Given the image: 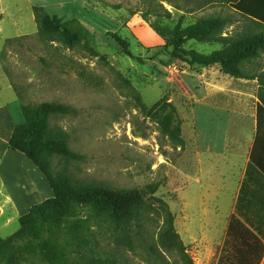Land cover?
Here are the masks:
<instances>
[{"label": "rangeland", "instance_id": "374dc122", "mask_svg": "<svg viewBox=\"0 0 264 264\" xmlns=\"http://www.w3.org/2000/svg\"><path fill=\"white\" fill-rule=\"evenodd\" d=\"M109 1L122 3L138 13L131 16L125 8L105 10L91 0H1L0 104L11 102L19 123L24 120L21 104L56 102L72 108L74 113L54 117L51 124L64 130L70 148L86 159L66 164L56 158L55 170L67 168L80 181L144 190L148 201L154 205H157L156 198L164 200L175 216L176 229L194 263L218 264L223 236L212 226L223 225V218L190 217L183 202L185 180L189 179L186 176L191 165L198 162L200 143L195 117L200 118V101L204 95L198 79L203 69L190 68L161 54L159 47L165 45V40L150 23L172 28L181 20L187 26L204 15L229 14L235 17V22L227 28V34L243 30L246 23L232 9L218 2L190 13L184 0H170L163 5L172 12V19L150 17L145 21L142 14L147 6L142 0ZM176 4L181 9H177ZM35 5L64 21H79L95 35L98 51L104 59L90 57L79 48L66 49L57 43L44 46L37 36L32 10ZM111 34L126 40L128 48L121 47ZM8 40L12 42L7 43ZM186 47L205 54L221 49L215 43L190 42ZM130 87L141 95L148 108L165 95L169 96L182 123L184 148L176 146L162 134L157 123L141 113ZM198 103V112H193ZM213 114L216 124L222 120L221 110ZM238 121L233 116L232 126ZM212 128L213 132L218 131L214 125ZM7 214L11 219L9 224L5 222L7 216L0 219L2 238L20 229L19 218L12 212L7 211ZM161 223H147L146 227L156 234ZM141 253L140 248L129 253L134 264H157L142 258ZM168 260L177 264L178 257L168 255ZM30 264L46 263L35 258Z\"/></svg>", "mask_w": 264, "mask_h": 264}, {"label": "trees", "instance_id": "16d2710c", "mask_svg": "<svg viewBox=\"0 0 264 264\" xmlns=\"http://www.w3.org/2000/svg\"><path fill=\"white\" fill-rule=\"evenodd\" d=\"M91 1L105 10L125 8L131 16L138 13L122 3ZM184 1L190 13L218 2L232 9L246 26L243 30L227 34L226 30L235 22V17L220 13L201 16L187 26L182 20L172 28L150 23L151 28L165 40V45L159 47L161 54L171 56L190 68L219 65L225 75L245 80L258 79L261 83L258 98L264 107L263 77L255 72V63L264 53V0ZM142 2L147 6L142 14L145 21L150 17L173 18L172 12L163 5L170 0ZM175 7L181 9L178 4ZM32 10L37 36L44 46L57 43L66 49L79 48L90 57L104 59L98 51L95 35L79 21H64L51 16L39 5L33 6ZM111 35L121 47L128 48L126 40L116 34ZM190 42L215 43L221 49L205 54L187 48ZM123 81L130 85L129 81ZM133 99L141 113L158 124L165 137L176 146L185 147L179 113L168 95L152 108L146 106L138 92H133ZM21 112L24 120L16 123L9 146L23 153L42 171L54 197L32 206L30 212L19 219L20 229L13 235L0 237V264H30L35 258L46 264H134L129 253L136 252L137 248L141 249L142 258L154 260L157 264H172L168 255H176L177 264H195L176 229L175 216L164 200L156 198L157 205H154L148 201L144 190L117 189L100 182L80 181L67 168L55 170L56 158L66 164L86 159L70 148L68 134L51 124L54 117L74 113L72 108L61 103L42 102L21 104ZM160 221L156 234H152L146 224ZM218 264L253 263H234L227 239Z\"/></svg>", "mask_w": 264, "mask_h": 264}, {"label": "crops", "instance_id": "0c3cea01", "mask_svg": "<svg viewBox=\"0 0 264 264\" xmlns=\"http://www.w3.org/2000/svg\"><path fill=\"white\" fill-rule=\"evenodd\" d=\"M201 69L198 79L204 95L200 118L195 117L200 143L198 162L191 165L186 176L185 212L193 218H223V225L212 226L223 236L220 257L228 239L234 263L264 264V107L258 98L261 83L258 79L225 75L219 65ZM255 72L264 81V53L255 63ZM11 104H0V219L8 215L7 211L20 219L32 206L54 197L42 171L9 146L19 123ZM198 105L193 112H198ZM217 110L222 111V120L216 124L213 113ZM233 116L239 121L232 126ZM213 125L218 131L213 132ZM41 194L47 195L40 198ZM10 220L7 216L6 224Z\"/></svg>", "mask_w": 264, "mask_h": 264}]
</instances>
